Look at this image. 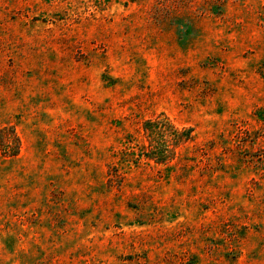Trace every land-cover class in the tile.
Wrapping results in <instances>:
<instances>
[{
	"label": "rangeland",
	"instance_id": "rangeland-1",
	"mask_svg": "<svg viewBox=\"0 0 264 264\" xmlns=\"http://www.w3.org/2000/svg\"><path fill=\"white\" fill-rule=\"evenodd\" d=\"M0 264H264V0H0Z\"/></svg>",
	"mask_w": 264,
	"mask_h": 264
}]
</instances>
